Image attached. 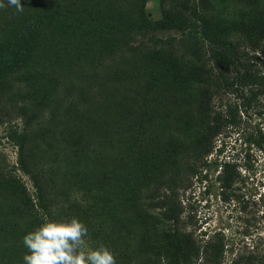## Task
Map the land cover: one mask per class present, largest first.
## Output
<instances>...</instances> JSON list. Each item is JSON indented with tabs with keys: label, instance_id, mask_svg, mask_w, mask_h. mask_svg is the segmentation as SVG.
<instances>
[{
	"label": "rangeland",
	"instance_id": "1",
	"mask_svg": "<svg viewBox=\"0 0 264 264\" xmlns=\"http://www.w3.org/2000/svg\"><path fill=\"white\" fill-rule=\"evenodd\" d=\"M62 1L57 0L61 5L59 16L40 20L39 30L32 29L26 38V0H19L20 10L8 0H0V22L9 23L3 28L10 34L5 44L0 45V80L9 84L8 89L0 86V247L17 245L25 254L22 237L36 228L11 191L8 177L3 175L12 170L34 198L29 177L16 169L17 137L26 138L27 133L23 154L46 183V189L56 196L57 209L68 208L69 218H77L88 229L87 245L81 249L84 252L96 247L93 237L98 234L93 230L99 224L98 214L102 210L97 192L108 180L110 166L115 167L119 160L124 166L123 173L127 174L126 181L136 177L129 187L143 177L139 182V200L145 205L151 201L150 213L160 210L157 201L163 193L174 191L183 216L190 217L189 230L195 229L198 235L221 231L235 247L257 244L264 250V207L256 202L264 188V101L256 111L238 110L245 120L244 132L261 133L262 148L247 145L237 134L228 133L218 138L207 157L208 163L214 159L240 161L237 164L240 179L234 185L238 190L228 193L224 200L214 166L199 169V174L190 176L184 161L173 165L169 162L172 154L163 151L175 111L179 105L190 107L195 99L187 87L170 90L166 81L169 74L160 62L162 57L146 53L151 46L143 27L148 21L161 18L162 9L170 0ZM79 2L98 8L89 24L82 23L84 20L78 13L66 8L71 3L70 8H78ZM245 2L233 0L216 5L221 15H225L232 13L235 5L242 9ZM240 13L237 11L235 16ZM51 27L64 30L67 35L64 39L69 44L73 40V44L50 47L47 42L50 53L44 57L42 47L46 46L40 38L42 30L48 37ZM93 29L110 33L104 45H80L81 37ZM23 31V39L13 40ZM182 44L176 40L173 45L175 60H185ZM112 118L122 131V140L116 144L110 142L112 136L105 130ZM157 166L149 180L147 172ZM136 172L137 176L133 174ZM127 191L131 193L130 189ZM152 237L154 244L161 242L160 234Z\"/></svg>",
	"mask_w": 264,
	"mask_h": 264
},
{
	"label": "trees",
	"instance_id": "2",
	"mask_svg": "<svg viewBox=\"0 0 264 264\" xmlns=\"http://www.w3.org/2000/svg\"><path fill=\"white\" fill-rule=\"evenodd\" d=\"M227 1L233 0H170L168 6L163 7L161 18L148 21L147 26L143 27L144 32L149 34L151 46L146 53L162 57L160 62L165 64L163 70L169 74L166 81L170 90L178 91L187 87L195 96L190 107L179 105L180 108L175 111L171 128L166 134L169 141L165 142L163 151L166 149L168 152L165 153L172 154L173 158L169 162L173 165L184 161L185 170L190 176L199 174V169L214 166L224 200L228 193L238 190L234 185L240 179L237 170L240 161L236 158L224 162L214 159L208 163L207 157L218 138L228 133L237 134V138L247 145L254 144V147L262 148L261 133L256 130L255 134L244 132L245 120L241 119L238 110L256 111L264 101V0H243L246 2L242 9H237L235 5L232 13L221 15L218 6ZM70 6L72 3L66 8L78 13L84 24H89L98 9L89 8V5L81 2L76 5L78 8ZM59 7L61 5L57 0H26V38L32 29L39 30L40 20L59 16ZM99 9V12H103V9ZM237 11L241 13L235 16ZM5 25L9 23L0 22V45L5 44L10 35L3 28ZM43 30L40 40L46 46L42 47L44 57L50 53L47 42L50 47L60 44L72 46L73 40L69 44L64 39L67 37L62 32L64 30L51 27L48 37ZM25 31L20 36L15 35L13 40L23 39ZM109 35L107 30H89L81 37L83 41L79 44L102 46ZM73 37L70 35V38ZM176 40L183 43L185 60H175L172 54ZM0 84L2 88L8 89V81L0 80ZM108 124L106 133L112 136L110 142L116 144V141L122 140L120 125L113 118ZM17 139L19 149L16 169L29 177L35 190L34 198L28 195L12 170L3 175L8 177L6 182L26 211V216L31 218L36 227L45 219L69 218V209H57L59 202L56 196L46 189V183L31 168L23 154L27 133L26 138L25 135H19ZM143 150L148 151L145 147ZM164 160L161 158L162 162ZM158 168L147 172L149 180ZM122 169L121 160L115 167L110 166L109 175L106 176L108 180L97 192V203L102 204V210L98 214L99 224L93 230L98 234L93 237L94 245L103 244L113 252L116 264H264V250L255 243V246L250 245L251 248L246 244L235 247V243L225 238L221 231L198 235L195 229L189 230L188 227L192 225L190 217L183 216L174 191L163 193L157 201L160 210L155 214L150 213L148 209L152 207L151 201L146 204L147 207L139 200V182L143 177L129 187L136 177L127 182L124 178L127 174ZM133 174L137 176V172ZM238 199L244 203L241 196ZM256 202L264 207V188ZM154 234H160V243H153ZM20 250L17 245L0 247V264H23L24 254Z\"/></svg>",
	"mask_w": 264,
	"mask_h": 264
},
{
	"label": "clouds",
	"instance_id": "3",
	"mask_svg": "<svg viewBox=\"0 0 264 264\" xmlns=\"http://www.w3.org/2000/svg\"><path fill=\"white\" fill-rule=\"evenodd\" d=\"M8 3L22 9L19 0H8ZM87 236L86 225L75 217L45 219L22 237L27 249L23 264H116L113 252L103 244L82 251L87 245Z\"/></svg>",
	"mask_w": 264,
	"mask_h": 264
}]
</instances>
